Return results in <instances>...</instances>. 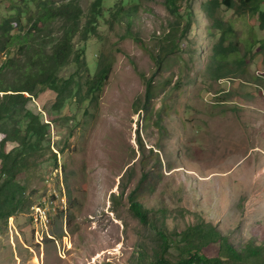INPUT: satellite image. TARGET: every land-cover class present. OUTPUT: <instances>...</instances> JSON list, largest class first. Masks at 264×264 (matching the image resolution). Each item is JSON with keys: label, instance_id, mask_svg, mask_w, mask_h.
<instances>
[{"label": "rangeland", "instance_id": "374dc122", "mask_svg": "<svg viewBox=\"0 0 264 264\" xmlns=\"http://www.w3.org/2000/svg\"><path fill=\"white\" fill-rule=\"evenodd\" d=\"M42 1L50 8L64 2L27 7L18 0L29 12L11 35H25L29 45L33 39V48L20 53L16 46L17 65L0 75V87L14 85L30 55L50 54L60 38L61 19L33 29ZM94 1L79 0L81 26ZM127 1L125 9L138 4L133 22L107 13L86 45L92 76L99 61L112 65L97 99H68L56 110L57 94L46 90L16 104L0 123V144L16 126L26 127L25 111L48 124L43 155L18 178L23 210L0 223V264H156L162 258L176 264L188 257L181 234L199 224L213 225L225 246L244 257L213 241L201 248L208 259L264 264V29L235 9L213 13L232 28L225 44H237L241 57L249 54L234 75L218 79L214 47L221 34L206 8L212 0L182 1L178 13L166 0ZM10 5L0 0V26L13 15ZM2 31L0 70L9 60ZM73 45L82 47L78 37ZM74 71L70 63L61 76ZM16 146L10 142L6 150ZM133 194L147 224L133 213Z\"/></svg>", "mask_w": 264, "mask_h": 264}, {"label": "trees", "instance_id": "16d2710c", "mask_svg": "<svg viewBox=\"0 0 264 264\" xmlns=\"http://www.w3.org/2000/svg\"><path fill=\"white\" fill-rule=\"evenodd\" d=\"M24 2L25 6L37 2V0H20ZM106 0H95L91 6L89 13L86 16V23L81 26L80 21L84 12L80 6L79 0H64L58 7L50 8L47 2L41 3L40 11L36 22L33 25L34 30L40 31L39 25H45L54 19H61V33L58 41L53 45L50 54L37 52L30 55L31 64L20 70L19 79L14 82V85L9 86L3 83L0 87V123L5 120L6 115L15 110L16 104H23L29 98L36 97L40 92L51 90L57 94L56 110H60L68 99L79 98V100H89L90 102L97 99L109 79L112 71V65L109 62H98L97 71L92 76L90 74L89 66L86 61V45L91 36L97 34L99 22L104 20V17L109 13L113 18L119 19L122 22L127 20L128 24L133 22L132 13H135L138 4H133L131 8L125 9L129 2L127 0H119L116 7L108 10L104 9V2ZM186 0H166L167 7L173 13H178L179 3ZM11 4L9 6L13 15L6 18L0 26L2 35L5 38L2 49L7 50L8 59L0 70V75L5 70H11V65H17L15 58L12 56L16 46H20V53L28 48L32 50V45L25 35L18 33L11 35V30L22 25V16L28 14L29 8L21 7L18 0H8ZM130 7V6H128ZM224 7L226 10L235 9L238 16L249 14L256 17L259 26L264 29V0H212L207 5L209 16L213 18V28L220 32L221 38L219 43L214 47L215 59L218 64L215 68V77L218 79L229 77L227 75H234L237 67L241 66L245 58L249 55L245 53L243 57L240 56L239 46L232 42L226 45L228 35L232 32L231 27H226L224 21L213 17V13L219 8ZM19 27V31H22ZM44 27V25H43ZM42 27V28H43ZM22 33V32H21ZM78 37L82 45L79 49H75L73 45L74 39ZM264 50V44L261 50ZM30 53V52H29ZM239 56L236 59L234 66L236 69H229V62L231 57ZM73 63L75 71L67 78L61 76V71ZM35 65L36 68H33ZM1 81V80H0ZM26 95H29L27 97ZM153 88L151 81L147 82L146 100L150 103L153 99ZM22 119L26 120V127L22 129L20 125L16 126L12 132L6 134L0 144V223H7L12 217H15L23 210L24 192L25 188L21 182L18 181L19 176L25 175L31 168V163L37 155H43L45 149L43 141L47 135L48 124L41 121L40 116L32 113V111H25ZM10 142L17 144L11 151L6 150V145ZM7 151V152H6ZM56 160V154H53ZM131 203L133 204L132 210L135 216L140 219L142 223H148L147 212L144 211L142 204L137 200L133 194L130 196ZM161 236L165 235L160 233ZM164 237V236H163ZM181 239L189 244L186 248L188 257L180 259L176 264H232L222 261L220 258L208 259L203 253L201 248L211 242L221 241L222 245L229 251L230 256L241 259L244 258L242 254L225 246L227 238L223 237L217 228L213 225L194 226L189 228L188 231L181 234ZM194 241H198L201 246L196 245ZM165 264L164 258L160 260ZM171 264V263H168ZM238 264V263H235ZM244 264V263H240Z\"/></svg>", "mask_w": 264, "mask_h": 264}]
</instances>
